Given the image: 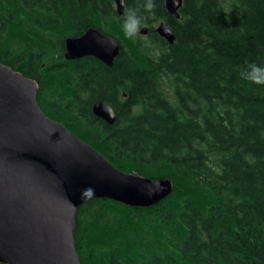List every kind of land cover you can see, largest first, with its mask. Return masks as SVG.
<instances>
[{"label": "trees", "instance_id": "obj_1", "mask_svg": "<svg viewBox=\"0 0 264 264\" xmlns=\"http://www.w3.org/2000/svg\"><path fill=\"white\" fill-rule=\"evenodd\" d=\"M153 2L149 16L125 0L148 16L143 41L124 36L114 0H0V62L38 82L46 114L123 171L174 183L150 207L86 201L81 264H264V85L240 76L264 66V0H183L180 17ZM92 27L120 41L112 66L64 57L66 38Z\"/></svg>", "mask_w": 264, "mask_h": 264}, {"label": "water", "instance_id": "obj_2", "mask_svg": "<svg viewBox=\"0 0 264 264\" xmlns=\"http://www.w3.org/2000/svg\"><path fill=\"white\" fill-rule=\"evenodd\" d=\"M123 15L125 0H114ZM180 17L183 0H165ZM156 31L175 41L169 23ZM143 34L148 27L141 29ZM65 57L93 56L112 66L121 52L113 35L89 28L68 37ZM39 84L0 62V262L4 264H81L75 232L80 207L108 198L133 207H150L174 190L168 177L149 178L118 168L65 123L53 119L39 102ZM93 112L109 124L113 106L103 100ZM91 188L89 195L82 190Z\"/></svg>", "mask_w": 264, "mask_h": 264}, {"label": "clouds", "instance_id": "obj_3", "mask_svg": "<svg viewBox=\"0 0 264 264\" xmlns=\"http://www.w3.org/2000/svg\"><path fill=\"white\" fill-rule=\"evenodd\" d=\"M144 12L149 16L155 15V4L153 0H145L143 4ZM148 16H142L135 9L129 8L125 5L123 16L120 20V26L125 37L128 39L136 38L142 27H146V20ZM240 76L243 80H246L255 85H264V66H259L255 63H251L247 68L241 71ZM92 192L91 188L82 190L81 195L86 196Z\"/></svg>", "mask_w": 264, "mask_h": 264}, {"label": "rangeland", "instance_id": "obj_4", "mask_svg": "<svg viewBox=\"0 0 264 264\" xmlns=\"http://www.w3.org/2000/svg\"><path fill=\"white\" fill-rule=\"evenodd\" d=\"M159 23H160V22L155 23V24H154V28H157V26L159 25ZM139 34H140V36H141V38H142L143 41H147V39H148V38H147L148 32H147L146 34H143V33H139ZM63 123H64V122H63Z\"/></svg>", "mask_w": 264, "mask_h": 264}, {"label": "bare ground", "instance_id": "obj_5", "mask_svg": "<svg viewBox=\"0 0 264 264\" xmlns=\"http://www.w3.org/2000/svg\"><path fill=\"white\" fill-rule=\"evenodd\" d=\"M116 5V4H115ZM172 14V13H171ZM123 16V15H122ZM176 16V15H175ZM177 17V16H176ZM140 33H142V32H140ZM66 53V52H65ZM64 57H65V55H64ZM85 57H88V56H85ZM66 58V57H65ZM67 59V58H66ZM67 60H70V59H67Z\"/></svg>", "mask_w": 264, "mask_h": 264}]
</instances>
